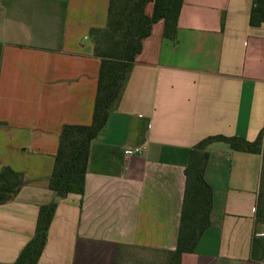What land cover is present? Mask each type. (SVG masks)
<instances>
[{"label":"crops","instance_id":"1","mask_svg":"<svg viewBox=\"0 0 264 264\" xmlns=\"http://www.w3.org/2000/svg\"><path fill=\"white\" fill-rule=\"evenodd\" d=\"M109 3L0 0V170L26 179L0 205V264L18 257L52 198L63 125L92 121L101 59L89 32L105 27ZM251 5L184 0L174 39L162 19L153 24L90 145L84 193L58 199L38 264H168L194 147L219 134L254 141L264 129V23L250 25ZM206 153L210 224L180 264H264L252 255L254 237L264 243L262 153L223 142Z\"/></svg>","mask_w":264,"mask_h":264},{"label":"trees","instance_id":"2","mask_svg":"<svg viewBox=\"0 0 264 264\" xmlns=\"http://www.w3.org/2000/svg\"><path fill=\"white\" fill-rule=\"evenodd\" d=\"M183 1L110 0L105 27L90 29L89 36L94 46V54L101 59L92 121L90 124L63 125L53 171L47 183L53 192L52 198L40 204L35 233L10 264H38L47 243L58 199L71 193H84L90 145L104 127L110 109L120 97L126 73L141 53L143 40L151 34L153 24L161 19L164 21V35L174 39ZM150 2H153L154 10L152 15H147L146 6ZM249 22L253 27L264 23V0H252ZM263 136L264 129L254 141L219 134L206 137L194 147L186 170L187 186L180 232L176 248L169 252L168 264H180L182 254L192 252L201 234L209 227L212 190L205 181L204 170L207 160L206 148L213 142H223L234 151L262 153L255 219L256 223H264ZM25 184L23 172L10 166L2 167L0 205L13 201ZM252 255L256 259L264 258V243L256 237L253 240Z\"/></svg>","mask_w":264,"mask_h":264},{"label":"built area","instance_id":"3","mask_svg":"<svg viewBox=\"0 0 264 264\" xmlns=\"http://www.w3.org/2000/svg\"><path fill=\"white\" fill-rule=\"evenodd\" d=\"M134 152H135V153H140V154H141V153H142V150H141L140 148H136ZM262 234H264V233H262Z\"/></svg>","mask_w":264,"mask_h":264}]
</instances>
